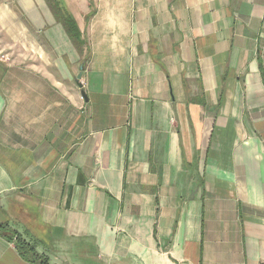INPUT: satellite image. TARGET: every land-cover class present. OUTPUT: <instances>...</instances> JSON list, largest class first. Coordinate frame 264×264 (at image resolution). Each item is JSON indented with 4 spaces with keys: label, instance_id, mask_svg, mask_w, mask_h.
I'll list each match as a JSON object with an SVG mask.
<instances>
[{
    "label": "crops",
    "instance_id": "0c3cea01",
    "mask_svg": "<svg viewBox=\"0 0 264 264\" xmlns=\"http://www.w3.org/2000/svg\"><path fill=\"white\" fill-rule=\"evenodd\" d=\"M62 2L82 48L0 0V223L51 264H264V0Z\"/></svg>",
    "mask_w": 264,
    "mask_h": 264
},
{
    "label": "trees",
    "instance_id": "16d2710c",
    "mask_svg": "<svg viewBox=\"0 0 264 264\" xmlns=\"http://www.w3.org/2000/svg\"><path fill=\"white\" fill-rule=\"evenodd\" d=\"M49 2L56 18L64 25L73 42L79 48H82L86 41L82 38V33L75 18L68 11L62 0H49ZM0 235L14 242L19 252L34 263L51 264L46 255L39 253L33 244L27 242L18 231L7 224L0 223Z\"/></svg>",
    "mask_w": 264,
    "mask_h": 264
},
{
    "label": "rangeland",
    "instance_id": "374dc122",
    "mask_svg": "<svg viewBox=\"0 0 264 264\" xmlns=\"http://www.w3.org/2000/svg\"><path fill=\"white\" fill-rule=\"evenodd\" d=\"M12 1H14V0H12ZM20 9H18V8H16L15 9V11H16V14L18 15V16H20V17H22V13H21V11H19ZM21 29H20V31L18 32L17 31V33H16V36H14L16 39L14 40V42H15V46L17 47V49H20L21 48V50L23 49V44H22V40H23V34H22V32H23V30H22V27H20ZM4 58V57H3ZM23 58V56H15V59H22ZM6 59V58H5ZM11 59V57L9 58V60Z\"/></svg>",
    "mask_w": 264,
    "mask_h": 264
},
{
    "label": "water",
    "instance_id": "95a60500",
    "mask_svg": "<svg viewBox=\"0 0 264 264\" xmlns=\"http://www.w3.org/2000/svg\"><path fill=\"white\" fill-rule=\"evenodd\" d=\"M84 68H85V64L84 63H82L81 64V66H80V73L78 74V76H77V83H78V85L82 88V95H83V97L86 99V100H88V96H87V94H86V92H85V90L83 89V83L81 82V80H82V76H83V70H84Z\"/></svg>",
    "mask_w": 264,
    "mask_h": 264
}]
</instances>
